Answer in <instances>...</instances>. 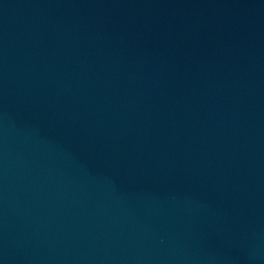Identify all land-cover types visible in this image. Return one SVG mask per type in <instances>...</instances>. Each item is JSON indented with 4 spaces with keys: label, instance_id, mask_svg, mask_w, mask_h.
I'll list each match as a JSON object with an SVG mask.
<instances>
[{
    "label": "water",
    "instance_id": "95a60500",
    "mask_svg": "<svg viewBox=\"0 0 264 264\" xmlns=\"http://www.w3.org/2000/svg\"><path fill=\"white\" fill-rule=\"evenodd\" d=\"M0 264H264V0H0Z\"/></svg>",
    "mask_w": 264,
    "mask_h": 264
}]
</instances>
